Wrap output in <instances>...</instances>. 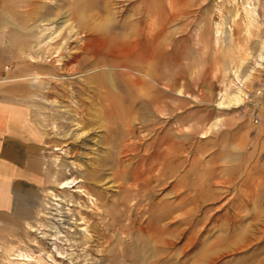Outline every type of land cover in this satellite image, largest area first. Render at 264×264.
<instances>
[{
  "label": "rangeland",
  "instance_id": "374dc122",
  "mask_svg": "<svg viewBox=\"0 0 264 264\" xmlns=\"http://www.w3.org/2000/svg\"><path fill=\"white\" fill-rule=\"evenodd\" d=\"M6 31L49 170L0 264H264L258 116L221 102L253 92L264 0H12Z\"/></svg>",
  "mask_w": 264,
  "mask_h": 264
},
{
  "label": "crops",
  "instance_id": "0c3cea01",
  "mask_svg": "<svg viewBox=\"0 0 264 264\" xmlns=\"http://www.w3.org/2000/svg\"><path fill=\"white\" fill-rule=\"evenodd\" d=\"M11 4L12 0H0V243L10 229L36 219L49 170L43 132L33 122L29 107L11 96L6 83L12 72L7 69L11 40L6 31ZM254 76L259 84L255 81L248 97L244 88L245 108L258 116V122L250 125L255 130L254 148L264 152V60ZM255 168L256 178H264V156H257ZM255 192L262 193V180L257 181Z\"/></svg>",
  "mask_w": 264,
  "mask_h": 264
},
{
  "label": "bare ground",
  "instance_id": "6f19581e",
  "mask_svg": "<svg viewBox=\"0 0 264 264\" xmlns=\"http://www.w3.org/2000/svg\"><path fill=\"white\" fill-rule=\"evenodd\" d=\"M249 12V11H248ZM264 59V44L258 54V56L255 58L254 67H256L257 64L261 62V60ZM253 68L249 71V73L246 75L245 80H248L251 77ZM228 95L222 96L221 95V102L226 103H233V102H240L243 97L245 96V92L243 88H240L236 92H228Z\"/></svg>",
  "mask_w": 264,
  "mask_h": 264
}]
</instances>
